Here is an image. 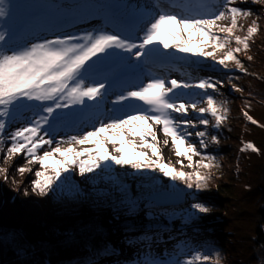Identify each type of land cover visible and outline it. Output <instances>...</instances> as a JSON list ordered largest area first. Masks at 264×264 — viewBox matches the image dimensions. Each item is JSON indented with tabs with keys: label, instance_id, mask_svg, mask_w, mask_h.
Masks as SVG:
<instances>
[{
	"label": "snow or ice",
	"instance_id": "6c2138e0",
	"mask_svg": "<svg viewBox=\"0 0 264 264\" xmlns=\"http://www.w3.org/2000/svg\"><path fill=\"white\" fill-rule=\"evenodd\" d=\"M247 2L154 0L152 8L138 13L137 32L142 35L135 36L113 21V31L101 28L79 36H55L27 43L26 25L18 24L10 15L9 0H0V153L5 165L0 167V176L7 180L10 165L22 155L26 162L16 171L30 173L31 166L38 164L31 188L40 195L51 191L62 174L73 168L84 176L97 169L111 170L113 165L130 166L136 172L158 171L173 181L184 182L188 189H207L211 169L219 164L215 156L200 149L219 140L215 135L206 139L210 121L203 114L214 119V128L221 127L228 118L227 102H218L207 91L218 92L220 81L169 79L145 68H167L173 61L190 56L211 58L224 68L232 63L237 70L245 71L237 54L248 50L249 41L259 31L257 20H253L245 35L237 34L242 30L239 19L253 13L236 5ZM259 2L252 0L254 4ZM226 20L227 24L221 23ZM180 53L184 57L177 55ZM232 87L242 90L235 84ZM114 93L118 94L108 109L107 97ZM201 103L206 107H198ZM189 110L200 114L197 121L188 118ZM243 115L251 123H258L247 112ZM16 123L20 126L5 134ZM197 123L205 130L193 133L189 129ZM80 124L90 125L89 130L79 128ZM73 126L76 135L54 138L57 131ZM159 133L163 134V145L167 147L170 141L174 154L183 158L177 161L180 169L165 162ZM193 135L199 138L198 145L189 139ZM247 150L259 151L252 142H244L241 151ZM183 160L192 171L182 170ZM114 185L121 193V203L129 212L134 211L137 199L118 178H114ZM191 208L202 214L210 211L204 203H193ZM194 216L190 213L189 221ZM151 227L145 226L141 239H152L147 235ZM221 259L219 252L213 259L212 255L193 251L183 261L146 258L144 264H221Z\"/></svg>",
	"mask_w": 264,
	"mask_h": 264
},
{
	"label": "trees",
	"instance_id": "16d2710c",
	"mask_svg": "<svg viewBox=\"0 0 264 264\" xmlns=\"http://www.w3.org/2000/svg\"><path fill=\"white\" fill-rule=\"evenodd\" d=\"M65 1L71 5L85 2ZM254 39L250 42H254L256 48L249 47L243 51V56L238 57L245 68L264 72V36ZM249 56L252 57L251 60L247 59ZM213 77L226 78L228 82L231 78L230 85L235 84L242 89V93L235 96L228 92L224 98H233L235 102H227V107L247 112L258 122L253 124L245 121L241 130L234 134L241 142L234 156L236 170L232 174L228 169L214 167L211 169L207 189H191L179 204L164 207L154 203L160 210L156 211L155 216L149 217L148 221L164 219L172 225L152 226L151 230L147 231V235L152 237L151 240L141 239L146 228H142L139 222L145 215L139 214L145 209V201L134 209L136 213L131 216H117H123L120 219L122 222L119 226V236L105 232L109 227L115 229L114 225L118 223L108 226L103 219L83 221L85 224L80 230L69 225L59 226L56 219L48 220L43 215L39 218L31 216L30 212H26V206L11 191L7 180L1 176L0 264H142L141 259L147 256L155 258L154 253L160 249L164 254H172V257L178 259L181 255L188 257L193 251L211 255L217 248L221 249L219 251L222 253L227 252L230 264H264V80L244 73L229 74L222 71ZM240 77L243 82H238ZM229 128V132H232V126L227 129ZM222 133L226 136L224 132H218L219 135ZM244 139L255 144L259 151H241ZM200 151L215 157L221 155L220 150H210L209 146ZM1 155L3 154L0 153ZM199 159L200 157L194 158ZM182 170L192 171L186 165ZM148 172L149 179H159L158 184H163L161 188H187L184 182L173 181L158 171ZM152 190L154 189L143 192V196ZM193 203H204L210 211L198 213L191 208ZM121 204L116 203L111 209H116V213H119L126 208ZM227 207L232 209L230 216L226 211ZM190 213H195V216L189 221ZM213 214H217L214 219ZM126 215L134 220L127 219ZM208 216L212 218V223L201 224L202 219ZM186 225L191 227L188 234L180 228ZM198 237L204 238L199 240L202 249L198 248ZM107 248L114 249L116 258L113 261L107 262ZM119 251L124 253H116Z\"/></svg>",
	"mask_w": 264,
	"mask_h": 264
},
{
	"label": "rangeland",
	"instance_id": "374dc122",
	"mask_svg": "<svg viewBox=\"0 0 264 264\" xmlns=\"http://www.w3.org/2000/svg\"><path fill=\"white\" fill-rule=\"evenodd\" d=\"M9 3L10 15L18 24L26 25L29 34L24 37V39L27 43H32L37 39H51L55 36H79L84 32L101 28H104L106 31L114 30L106 29V18H110L108 19V22L110 21L112 25L113 21H115V23H120L122 27L126 28L129 33H132L135 36L142 35V33L137 32L138 13L145 8H152L154 0H85V2L81 3L80 5H71L65 0H9ZM236 6L251 9L253 13L248 17H241L239 19L242 30L238 31L237 34L241 36L245 35L247 27L253 20H257L259 24V31L253 36L251 40L254 41V37L261 38V36H264V0H260L259 3L255 4L252 3V0H248L247 3H237ZM113 13L117 17L119 16L120 20H116L115 16H113ZM5 19H7V17ZM228 22L229 21L226 20L222 21L221 23L227 24ZM129 25L134 26V32H130ZM249 44H251L250 47L252 49L256 48L254 42L249 41ZM231 46L235 47L236 45L233 43ZM161 50L164 51L163 49ZM114 51L119 52L120 50ZM121 54L128 55L127 53ZM221 54L222 53H218L217 55L219 56ZM177 55L184 57V54L182 53ZM237 55L240 57L241 55L243 56V51ZM132 62H136L135 57H132ZM148 68H151V70L158 75L167 76L169 79L177 78L188 80L189 78H192L195 80L209 76L213 79V81H220V83L217 85L219 88L218 92H215L212 89L207 90L208 93L213 95L219 102H235V99L233 98H224L228 92L234 94L235 96L242 93L241 91H236L233 89L226 78L221 79L219 77H213L217 74H220L221 71L229 74H235L237 72L244 73L251 77L253 76V78L255 77L264 80L263 71H256L248 68H245V71H239L232 63H229L228 68H224L223 66L216 64L211 58L203 59L189 56L185 59L173 61L167 68L148 65L146 66L145 71H147ZM146 80L147 77H145V82ZM242 80V77H240L238 82ZM192 91L200 90L193 89ZM115 94L118 93L109 95L107 97V101L108 99L114 100ZM197 99L203 98L198 97ZM198 107H206V104H198ZM243 113L244 112H241L238 109L230 107L228 118L219 128L212 127L214 119L208 114H203V118L209 119L210 121L209 125L207 126L208 137H206V139L210 140V137L215 135L219 140V143H209L210 150H220L221 155L219 157L216 155L217 162L221 169H228L230 170L231 174L236 170L234 156H236L235 154L237 152V148L240 146L241 142L237 138V135L235 136L234 134L241 130L243 126L242 124L245 121H248ZM25 115L30 116L31 113H25ZM199 116L200 114L198 112L189 110L188 118L192 119L193 121H197ZM18 126H20L19 123L12 124L6 131L10 132ZM229 126H232V132H229L231 128L227 129ZM78 127L84 131H87L89 130L90 125L86 126L85 124H80ZM64 129V131L73 130L75 132L57 131L54 134V138L66 139L69 135L77 134L76 126ZM189 130L195 133V131L205 130V126L199 125L197 123L195 128ZM219 131L224 132L226 136H224L223 133L222 135H219ZM7 132L5 134H7ZM158 135L161 141L160 146L163 151L165 162L170 163L178 169L181 168L180 163L177 161L183 158H179L174 154V150L171 147L170 141L167 147L163 145L164 137L162 133H159ZM189 139L192 143L197 145L199 144V138L195 137V135ZM242 142H248V139H244ZM47 147L48 146H45V149H47ZM83 147H91V145H84ZM218 147L219 149H216ZM109 149L111 150V145H109ZM25 162V158L22 155L15 158L14 162L10 165L7 183L12 188L11 191L15 193V195L26 206V212H30V215L32 214L31 216L34 218H39L41 215H43L48 220L56 219L61 223V221H64L65 217H73L77 215L80 218L84 216L88 219L89 217L93 219L101 218L105 224L108 226H113L123 217L117 216L122 214H129L131 216L132 214L136 213L134 211L129 212L127 208L122 209L119 213H116V209H111L116 203H121V193L118 190V186L114 185V178H118L121 181L122 186L128 190L129 194L133 198L137 199L138 205L143 201L146 202L145 209L140 212L142 214H139L145 215L143 218L144 220L155 216L157 214L156 211L160 210L156 207L157 205L155 206L152 201L145 200V196H143V192L149 191V189L161 188L163 185L161 182L158 184L159 179L153 181L152 179L148 178L150 176V172L148 171L151 170L136 172L130 166L120 167L113 165L111 170L106 171L103 169H97L95 173H88L84 176H81L79 175L78 169L73 168L69 173L62 174L61 180L54 185L51 191L45 195H40L38 192H33L31 188V180L35 179L34 172L39 168V165H32L31 167L33 171L30 173L20 174L16 171L17 166H22L25 164ZM183 163L184 165H187V160H183ZM3 166L5 165L3 155H1L0 167ZM138 173H140V175ZM145 175H147V177H145ZM101 193L107 194L101 195ZM121 206H124V204H121ZM231 210L232 209L228 207L226 208L229 216ZM212 216L214 219L217 214H213ZM211 220L212 218L209 216L204 217L201 224L210 225V223H212ZM63 223L70 225L69 222ZM170 225L172 224H165V226ZM119 226H116L115 229H111V227H109L105 230V232L108 234L113 233L119 236L121 233ZM145 226H142V228H145ZM180 228L183 229V231H187L185 234H188L189 230L191 229L190 225ZM197 239L198 248L202 249L199 240L204 238L198 237ZM108 249L109 248L106 250ZM219 250L221 249L217 248L214 250V253L212 252L211 255L213 259H215V253L219 252L222 258L221 264H230L227 258V252L225 251L222 253V251ZM161 251L162 250L160 249L154 253L155 258H150V256L145 255V253L144 255L147 257L141 259L143 261L142 264H144L146 258L159 259L161 261H168L171 259L169 256L172 254H164ZM116 253L120 254L124 252L119 251ZM114 258H116V256L113 251H109L106 255L107 262L113 261ZM185 258L186 256L183 257L182 255L178 257V259L181 261H183ZM206 264H212V262L209 261L206 262Z\"/></svg>",
	"mask_w": 264,
	"mask_h": 264
},
{
	"label": "water",
	"instance_id": "95a60500",
	"mask_svg": "<svg viewBox=\"0 0 264 264\" xmlns=\"http://www.w3.org/2000/svg\"><path fill=\"white\" fill-rule=\"evenodd\" d=\"M189 192H191V189H188V188H182V187L179 188L178 187V188H174V189H169V188L163 187V188L154 189V190L148 192L145 195V200L152 201L153 203H155L157 205L179 204L180 202L184 201L187 193H189ZM126 216H127L126 217L127 219L134 220V219H130L128 215H126ZM99 219H101V218H97V219L94 218L93 219V218L89 217V219H88L85 216L80 218L77 215H75L73 217H69V216L65 217L63 222H69V224H70L69 226H73V227L79 228L81 230V229H83V227H82L83 224H85V222H83V221H91V220L97 221ZM148 220L149 219H147V220L143 219L141 222H139V224L141 226H145V225H149V224H151V226H155V225H163L164 223L165 224L169 223L168 220H164V219L157 220L154 222H150ZM63 222L61 221V223H60V221H58V223H59L58 225L63 226V227L68 225V224L63 223ZM121 222H122V220H119L118 225H114V226L115 227L119 226ZM52 228H53V230L57 231V229H55L54 227H52Z\"/></svg>",
	"mask_w": 264,
	"mask_h": 264
},
{
	"label": "bare ground",
	"instance_id": "6f19581e",
	"mask_svg": "<svg viewBox=\"0 0 264 264\" xmlns=\"http://www.w3.org/2000/svg\"><path fill=\"white\" fill-rule=\"evenodd\" d=\"M112 102H113V100L108 99V102L106 103L105 107H107L109 109L112 108V106H113ZM81 107H83V106H81ZM9 128H10V126H9ZM64 130L65 129L63 128V129L59 130V132H75L73 130H68V131H64ZM60 135H61V133H60ZM55 139H57V138H55ZM167 205H170V204H167ZM163 206L166 207L165 205H163Z\"/></svg>",
	"mask_w": 264,
	"mask_h": 264
},
{
	"label": "built area",
	"instance_id": "2783aa9c",
	"mask_svg": "<svg viewBox=\"0 0 264 264\" xmlns=\"http://www.w3.org/2000/svg\"><path fill=\"white\" fill-rule=\"evenodd\" d=\"M259 76V75H258Z\"/></svg>",
	"mask_w": 264,
	"mask_h": 264
}]
</instances>
